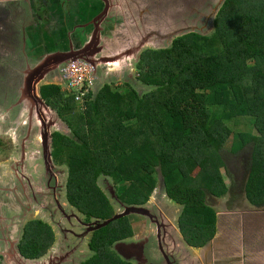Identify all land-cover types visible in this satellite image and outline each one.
I'll list each match as a JSON object with an SVG mask.
<instances>
[{
    "label": "trees",
    "instance_id": "1",
    "mask_svg": "<svg viewBox=\"0 0 264 264\" xmlns=\"http://www.w3.org/2000/svg\"><path fill=\"white\" fill-rule=\"evenodd\" d=\"M212 25L209 35L191 32L167 48L144 51L137 79L151 90L142 95L127 83L125 94L106 84L88 95L78 114L72 95L63 99L54 85L38 89L74 137L54 133L50 153L68 169L67 196L78 210L100 219L112 215L96 184L100 176L112 180L124 204L144 205L159 172L165 196L182 208L177 226L184 242L202 248L216 233V212L207 198L238 195L221 174L227 144L231 155L242 152L246 167L239 194L264 207V0H223ZM238 119L252 132L231 130L228 123ZM119 222L96 236L130 235L128 226L111 227ZM41 232L20 242L23 255L39 254ZM97 263L118 264L110 257Z\"/></svg>",
    "mask_w": 264,
    "mask_h": 264
},
{
    "label": "flooded vegetation",
    "instance_id": "2",
    "mask_svg": "<svg viewBox=\"0 0 264 264\" xmlns=\"http://www.w3.org/2000/svg\"><path fill=\"white\" fill-rule=\"evenodd\" d=\"M164 2L169 3L170 7L173 6L168 14L163 13ZM145 9L149 10L144 12ZM134 10L140 13V22L144 25L148 27L157 25L156 28H149V32L152 30L154 33L157 32L155 37L158 43L157 49H164L172 44L175 38L167 43L166 36L175 34V20H173L175 0H0V31L4 30L7 35L9 30L10 35L14 34L15 40L17 39L14 47H20L23 53L28 51V54H32L36 51V56L42 53L47 54L43 55L44 59L56 51L64 57L67 56L63 53H68L69 56L91 61L96 65L94 87H99L101 84L102 87L109 84L111 76L114 79H121L120 71H123V65L127 61L125 58L135 50L124 45V48L118 51L119 48L116 46L119 45L117 41L119 34L115 33L121 32L117 21L120 14L125 18L122 20L124 28L130 30L133 25ZM14 20L15 24H13ZM91 49L93 52L89 53ZM4 62L9 63L11 70L14 69L15 62L11 58L4 60L2 48H0V92L4 86L1 82L5 71L4 66H7ZM114 64L116 69L113 68ZM61 66L54 69L56 76H59ZM116 70L118 72H115ZM44 85L53 84H43L40 87ZM48 107L56 113L51 106ZM2 112L3 108H0V113ZM56 115L61 119L57 113ZM61 122L64 121L61 119ZM13 130L15 132L13 135L17 133L21 136L17 139L10 137L12 144L16 145L14 157L21 154V158L24 157V159L22 162L18 160L17 163H10L5 175L0 170V264H39L44 257L45 262L42 264H98V257H110V262L112 259L118 264H255L256 260L252 258L255 251L249 252L248 255L242 253L236 245L229 242L230 239L223 241L221 248L213 247L212 243L209 244L210 241L202 248L187 246L177 226L182 208L176 204L178 206L176 210H171L172 208L167 204L163 206L159 190L156 193L158 199L156 204L149 202V198L144 205L135 206L143 210L145 208L146 213H128L120 217L127 207L134 205H126L120 201L112 180L109 177L100 176L96 184L106 195L112 208V215L106 219L87 216L68 199L69 172L66 165L54 161L52 157L49 162L47 156L44 157L41 154L39 139L33 138L36 134L34 130L28 129L24 124ZM33 141L37 143V149L34 148ZM28 149L33 151L34 155V161L30 163L27 160ZM239 156L240 164L243 156L240 154ZM245 169L244 166L243 175H246ZM101 181L104 184L106 181L111 182L108 192L112 191L113 186L114 199L122 206L117 213L105 190L99 185ZM229 185L237 186L235 181L230 182ZM241 194L247 202L244 193ZM241 194L233 198L229 193L226 194L229 197L228 203H234L235 206V201ZM62 197L63 202H60L59 199ZM223 209L226 210L227 207L224 206ZM170 210L172 215L175 212L174 222L168 217ZM237 213L240 216L245 214ZM254 214L258 215V213ZM114 216L119 218L98 227ZM238 217H227L226 237L241 230ZM245 220L249 221V219ZM118 221L121 222L111 227L128 226L130 235L96 236L95 232L98 229ZM217 221L216 213V223ZM231 225L234 229L229 228ZM138 226L141 233L137 231ZM38 229L42 231L39 240L41 250L33 258L26 257L19 250V244ZM12 235L16 238H12ZM94 238L103 239L104 242L93 243ZM83 242H85V249H82ZM98 244L101 250H98ZM196 249L199 251L196 252Z\"/></svg>",
    "mask_w": 264,
    "mask_h": 264
},
{
    "label": "rangeland",
    "instance_id": "3",
    "mask_svg": "<svg viewBox=\"0 0 264 264\" xmlns=\"http://www.w3.org/2000/svg\"><path fill=\"white\" fill-rule=\"evenodd\" d=\"M222 2L223 0H175V17L174 18L172 17L173 20H175L174 21L175 22V34H172L173 38H177L178 35H184L191 31H195L196 33L200 35H209L213 31L212 22L216 15V11L218 10ZM172 7H170L169 3L164 2L163 7H162L163 13L168 14V11ZM147 10L149 9H145L144 12ZM171 11L172 10H170L169 12ZM117 16H119V14ZM140 18H141L140 13L137 12V10H134L133 17H132V24L134 26L132 25L130 30H126V28H124L122 24V20L125 18L122 16V14H120V17H117L118 19L117 21L120 24L119 30H121V32H118V31L115 32L119 34L117 37V41L122 42L125 46L128 45L133 49L135 48L137 51L139 49V47L137 49V46L141 45V42L143 41V39L149 35V37L145 40L147 45H145L143 49H139V51H137L138 53L135 50L133 51L132 49L133 53H131L129 57L125 58L127 59V61L123 65V68H122L123 71L119 70L121 73L120 74L121 76L119 78L121 79H114L112 78L113 76H111V81L109 82L108 85L112 87L113 90H117L119 93H122V94H125L130 91L129 86H127L126 83L129 84L139 95H142L145 92L151 90L149 87L144 86L142 83L138 81L137 79L138 70L136 68V63L139 61L140 55L144 51L149 50V49L158 48V43L155 41V36L153 34L154 30L149 32V28L150 29L156 28L157 25L154 24L148 27L140 22ZM13 24H15V20L13 21ZM145 24H147L146 21H145ZM44 27H46V25H44ZM8 32L9 30H7V35H6V32L4 30L0 31V35L2 36L0 37V41H1L0 48H2L3 59L5 60L6 58L7 59L11 58L13 62H15L14 69L12 68V70L10 69L9 63L4 62V64H7V66H4L5 71L3 72V76H2L3 79L1 80V82L3 83L2 85L4 86L2 88V91L0 92V108H3V112L0 113V170L2 171V174L4 175H5L6 170H8L10 163L12 162L17 163L18 160L22 162L24 159V157L21 158V154H19L18 156L19 158L17 156L14 157L16 145L14 144L15 145L14 146L10 139V137L11 138L15 137V139L21 137V136H18L17 133L13 135L15 133L13 129H15L17 126L21 127L22 125L21 121H24L28 116V114H22V110L26 112L28 107L24 108L26 105H22V103L19 102V100L17 99L20 93L22 94V96H25L26 93L28 94L25 88V85L22 84V81L25 80V78L27 79L29 77L35 78L36 76H38L35 79H33L34 81H36L33 87L35 88L37 94H38V88L40 87V85L56 82L58 84L57 86H62L61 88H59V93H62L64 95L63 99H65V97L69 95V93L65 89L64 78L62 77L60 73H59V76H56V74H54L55 73L54 69L53 70L51 69L52 66L50 67L48 65L49 67L47 68L46 72H43L42 70H40L39 72L36 73L35 68L38 67V64L43 62V57L46 56L47 54L44 55V53H42L41 55L38 54V56H36L35 55L37 53L36 51H33L32 54H28V51H25V53H23V50H20L21 49L20 47H17V46L16 48L14 47V45L17 44V39L15 40L14 34L10 35ZM8 44H11L13 46H8L9 47L8 48L6 46ZM30 50L31 49H29V51ZM54 54L57 55L59 54V52L55 51L51 53V55H54ZM113 68L114 69L117 68L115 64L113 65ZM115 72H118V70H116ZM94 85H95V81H94ZM101 85L99 87L95 86L93 93H97ZM72 96L74 97V95ZM75 103H76L75 113H78V114L82 113L84 105L81 106L79 103H77V101ZM11 105L12 107H9ZM7 112L9 113L6 114ZM51 113L54 116L53 119L51 118V120H53L54 122L53 123L54 125L49 126L50 144H51L52 136L55 132L62 133L63 135H66L67 137H70V138H74L70 132L69 127H67L64 122H61V119L57 117L56 113L53 110H51ZM43 115L45 119H50V115L45 114V113H43ZM228 126L235 133L243 132V131L252 132L251 125H248V123H246V120L238 119L235 121V123H228ZM32 130L34 129L32 128ZM35 137L37 139L40 138L37 135V132L33 138ZM39 142H40L41 154L43 155V148H42L40 139H39ZM34 144H35L34 148L37 149L36 147L37 143L34 142ZM228 148H229V145L227 144L225 150L222 152V156L226 164H225V168L221 169V174L227 186H230L229 185L230 182L232 183L233 181H235L237 186L234 187V193L239 194V190L242 188V184L246 180V175L242 174L243 167H244L243 163L240 162L239 164V161H238L240 159L239 154L242 155V152H240L237 156L231 155L229 153ZM248 149H246L244 153L248 152ZM28 152H29V155L27 157V160H28V163H30L34 161V158H33L34 155H33V151H31L30 149H28ZM161 178L162 177L160 176V173L157 172V174L155 175V179L157 180V186L155 190L153 191L149 202L152 201L155 204L157 203L158 199H157L156 193H158V190H159V193L162 196L161 204L163 206L167 204L168 206L172 208L171 209L169 207L171 210H174V209L176 210L178 206L172 203L164 195V188L162 185H160ZM106 183L108 184L105 185ZM106 183L104 184L101 181V184L99 185L105 190L110 202L114 205L116 213H117L119 208L121 209L122 206H120L118 201L114 199L113 186L111 189L112 191L108 192L110 191V187L112 185L111 182L106 181ZM112 192H113V195H112ZM228 198H229L228 195L222 198H219V199L211 198V197L207 198V203L209 204V206H211L215 210V212L218 215V221L216 223L217 233L215 234L212 240L213 242L211 244L213 247L218 246L221 248L222 247L221 242L223 241L225 242L226 240L225 226H226V223H228L227 217L235 218V217L240 216L237 212L242 213V214L245 213L244 215L238 218L240 219V222H239L240 224H243V223L246 224L247 220L245 219H249V223L245 225V229L247 231L252 230V227H253L251 225L253 221L252 218L264 217V214H263L264 207L254 208L250 206L244 200V198H242V194L239 195L238 199L235 201L236 202L235 206H234V203H230V204L228 203L229 201ZM59 200L60 202H63V197L62 199H59ZM224 206L227 207L226 210L223 209ZM171 210L169 211L168 217L172 220V222H174L175 212L172 215ZM68 211L69 210H67V212ZM254 213H258V215H255ZM233 227L234 226L231 225L229 228L234 229ZM242 228L243 227L241 226V230ZM235 230L238 231V229H235ZM241 230L238 233L234 232V234L236 235L234 234H233L234 236L231 235L234 241V245H236L242 253H245L247 255L249 252L254 250L255 252L253 253L252 258L253 257L255 258L256 260L255 264H259V262L261 261V258H263V257H260V255L264 256V239L260 238V237H263L262 231H260V236L255 237L256 239H252V235H248L244 233L242 237ZM137 231L138 233L142 232L140 231L139 226L137 228ZM12 238H16V236L14 237V235H12ZM255 242L257 243V245L254 244ZM253 244L256 246H253ZM83 248L85 249V242H83L82 244V249ZM198 251L199 250L196 249V252ZM43 262H45V257L43 260H41V262H39V264H42Z\"/></svg>",
    "mask_w": 264,
    "mask_h": 264
},
{
    "label": "water",
    "instance_id": "4",
    "mask_svg": "<svg viewBox=\"0 0 264 264\" xmlns=\"http://www.w3.org/2000/svg\"><path fill=\"white\" fill-rule=\"evenodd\" d=\"M191 32L196 33L195 31H191ZM191 32H188V33H191ZM153 34L156 37L157 32H155ZM150 35H151V33H150ZM179 36H182V35H178V37ZM148 37H149V35L143 39V41H142L143 43H141V45L137 46V49H138V47H139V49H143L144 46L147 45V44H145L146 43L145 40ZM172 39H174L172 35L166 36L167 43L171 42ZM139 49L137 51H139ZM92 50L93 49H91L89 51V53H92L93 52ZM80 51H82V50H80ZM135 51H136V49H135ZM63 54L67 57L62 56L61 53H59L57 55H55V54L54 55H48L46 58L43 59V62L38 64V67L35 68L36 73L39 72L40 70H42L43 72H46L47 68L49 66L50 67L52 66L51 69L53 70L56 67H59L65 63H69V62L74 61V60H80L83 62L90 63L94 66V68H96V65L93 64L89 60H83L80 57L69 56L68 53H63ZM32 72H33V70H32ZM36 77H38V76H36ZM35 78L29 77L28 79L25 78V80L22 81V84L25 85V88H26L28 94L26 93L25 96H22V94L20 93V95L17 97V99L19 100V102L22 103V105H26L25 107L24 106H22V107H24V108L28 107L26 112L24 110H22V114H28V116L24 121H21V123L26 125V127L28 129L32 130V128H33L34 131L37 132V135L40 137L39 139H40L41 144H42L43 156L44 157L47 156L49 162H51L49 126L54 125L53 120H51V118L53 119L54 116L51 113V110L48 108V106L46 104H44V102L38 97V94L36 93V90L33 87V85H35V83H36V81L33 80ZM49 84L58 85L56 82L55 83H49ZM43 113L50 115V119H45ZM160 185H162L164 188L163 178H161V180H160ZM144 210H145V208H144ZM144 210H143V208H140V207L130 206V207L126 208V211L124 212V214L120 215V217L125 215V214H128V213H146V211H144ZM116 218H119V216L112 217L110 220L105 221L104 223H102L98 227L104 226L109 221L114 220ZM98 227H96V228H98ZM212 242L213 241H210L209 244H211Z\"/></svg>",
    "mask_w": 264,
    "mask_h": 264
},
{
    "label": "built area",
    "instance_id": "5",
    "mask_svg": "<svg viewBox=\"0 0 264 264\" xmlns=\"http://www.w3.org/2000/svg\"><path fill=\"white\" fill-rule=\"evenodd\" d=\"M95 72L92 64L80 60L71 61L60 68L66 91L74 95V101L81 106L85 105L88 95L94 90Z\"/></svg>",
    "mask_w": 264,
    "mask_h": 264
},
{
    "label": "crops",
    "instance_id": "6",
    "mask_svg": "<svg viewBox=\"0 0 264 264\" xmlns=\"http://www.w3.org/2000/svg\"><path fill=\"white\" fill-rule=\"evenodd\" d=\"M118 44L119 45H117L116 46V48H119L118 49V51H120L122 48H124V44L122 43V42H118ZM122 57V56H121ZM249 223V221H247V223L246 224H241V226L244 228V230H243V228H242V234L243 233H249L250 235H252V239H256L255 237H257V236H260V231H262V236L263 237H260V238H263L264 239V218L262 217H259V218H256V219H253V221H252V223H251V225L253 226L252 227V230L251 231H247L246 229H245V225H247ZM255 227V228H254ZM258 230V231H257ZM257 231V232H256ZM256 232V233H255ZM230 239V240H229ZM226 240L228 241L229 240V242L231 243V244H234V241H233V239H232V236L231 235H227V237H226ZM226 240H225V242H226ZM253 241V240H252ZM253 243V242H252ZM222 245L224 244L223 242L221 243ZM254 244H256L257 245V243L255 242ZM253 244V246H256V245H254ZM260 257H263V258H261V261L259 262V264H264V256L263 255H260ZM123 259H125V258H123ZM126 260V259H125Z\"/></svg>",
    "mask_w": 264,
    "mask_h": 264
}]
</instances>
